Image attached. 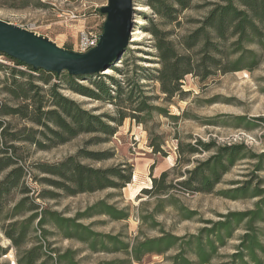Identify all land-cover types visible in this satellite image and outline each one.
<instances>
[{
    "label": "trees",
    "instance_id": "obj_1",
    "mask_svg": "<svg viewBox=\"0 0 264 264\" xmlns=\"http://www.w3.org/2000/svg\"><path fill=\"white\" fill-rule=\"evenodd\" d=\"M193 1L146 0L145 5L164 25L178 26L179 15L196 7ZM208 7L203 17L190 21L195 25L193 29L176 37L173 31L160 30L150 21L147 31L153 37L159 67L144 69L134 64L129 70L127 63L124 69L116 67V63L107 64L106 70L115 72L119 79L102 74L105 70L86 76L34 71L0 54L14 64V67L0 64V71L4 73L0 79V95L8 98L0 101V222L5 237L17 252V264H79L72 251L46 250L49 244L43 245L39 239L45 238L43 227L47 223L63 230L66 237L73 236L82 242L90 240L91 250H96L99 244V251L124 255L122 261L102 264H142L144 258L153 256L161 257L164 264H264V229H261L264 226V189H261L263 180L257 177L264 173V152L254 153L243 144L218 145L211 140L177 143L175 164L158 177H151L150 188L140 192L154 199L153 207L145 213H141L142 208L148 203L139 205L140 225L156 230L158 235L154 238L140 235L126 242L117 236L94 233L90 225H82L80 221L94 216H106L112 221L128 219L126 210H118L105 200L76 213L73 218H64L46 209L39 211L34 201L29 204L28 178L67 197L124 189L132 181L133 167L128 163L94 167L92 163L112 159L114 152L89 151L88 147L109 142L118 127L129 119L144 127L151 153L163 154V143L161 136L155 133L153 117L176 121L178 116L151 105V101L162 98L171 103L175 97L182 99L186 95L182 90L183 81L188 76L204 82L213 76L251 72L260 66L264 53V0H217L205 6ZM17 67H26V70ZM80 80H87L89 85H82ZM144 82L156 83L161 97L146 95ZM61 89L92 102L109 104L113 114L87 111L80 103L63 96ZM233 119L235 126L249 128L246 117ZM253 121L264 122V119ZM82 135L91 136L84 147L58 163L30 164V153L21 152L24 146L32 148L33 152L48 151ZM196 155L206 157L193 159ZM244 161L252 162L251 176L257 179L256 185L252 186L253 181H235L230 184L232 188L216 192L223 178ZM185 194H216L232 201H257L252 210L226 213L220 216L221 220L209 221L208 227H202L195 234L177 236L165 231L155 217L169 207L179 220H192L196 213L186 208L180 199ZM58 196L60 193L49 190L37 195L50 200ZM240 229L242 234L232 253L220 255L219 250ZM38 230L42 237L35 235ZM28 239L31 247L23 249ZM5 254L0 248V255Z\"/></svg>",
    "mask_w": 264,
    "mask_h": 264
},
{
    "label": "rangeland",
    "instance_id": "obj_2",
    "mask_svg": "<svg viewBox=\"0 0 264 264\" xmlns=\"http://www.w3.org/2000/svg\"><path fill=\"white\" fill-rule=\"evenodd\" d=\"M145 1L133 0L134 9H136L133 14L134 29L129 33L130 41L124 51V57L122 56V60L115 64L121 69L125 68L124 63L129 64V70L134 64L144 69L159 67L153 46V37L147 31L151 26L150 21L160 30L173 31V37L184 35L195 27L190 21L203 17L209 9V7L205 8L208 3L217 2V0H194L193 4L196 7L180 14L178 18L180 24L175 26L164 25L162 20L145 5ZM106 2L107 0H0V20L27 30L31 28L32 32L44 36L58 47L73 51L77 30L83 25L86 28H97L102 32L104 16L98 12V9L105 6ZM75 15L79 19H73ZM3 58L5 59V57ZM109 71L108 74L104 72L102 74L120 78L112 70ZM3 75V71H0V79L3 78ZM79 82L84 86L89 85L87 80ZM144 83H146L148 91L146 95L161 97L157 91L156 83ZM182 90L186 92L182 99L175 97L171 103H166L162 98H159L150 102L155 107L166 109L170 115L178 116L176 121L157 115L153 117L154 125H156L155 133L161 136L163 143V154L153 155L151 153L148 147V135L144 127L129 119L118 127L116 134L109 142L87 148L89 151L112 150L114 152L112 159L92 163L94 167H111L122 163H128L133 167L132 181L124 189L120 191L108 189L67 197L60 191L42 186L28 178L27 186L31 191L28 194L29 204L34 201L39 207V211L46 209L61 214L64 218H73L76 213L85 211L100 200H105L118 210H126L129 215L128 219L112 221L106 216H94L80 221V223L90 225V229L94 233L117 236L126 242H132L135 237L140 235L154 238L158 235L157 231L142 227L139 221V205L148 203L142 208L141 213H145L153 207L154 199H149L140 192L142 189L150 188L151 177H158L175 164L176 148L179 141L185 144L194 143L195 140L203 142L211 140L218 145L243 144L254 153L264 152V122L253 121L257 118L264 119V53L260 66L251 72L240 71L217 75L204 82H200L196 77L188 76L183 81ZM60 92L63 96L80 103L87 111H93L95 114H113V107L109 104L92 102L65 89H61ZM7 100V96L0 95V101ZM234 117H246L249 128L235 126ZM90 137L82 135L48 151L33 152L32 148L24 146L21 152L30 153L28 159L30 164H54L75 155L79 149L84 147V143ZM204 157L206 155H196L193 159ZM251 163L250 161L239 163L223 178L222 183L216 187L215 191L230 189L232 188L231 182L235 181H253L252 186H255L257 179L251 176ZM257 177L263 180L261 189H264V173L257 174ZM42 190L60 193V196L55 200L40 199L37 195ZM180 199L186 208L196 213L192 220H179L174 210L169 207L165 208L161 215L155 217V220L161 224L165 231L172 232L177 236L195 234L202 227H208L209 221L221 220L220 216L226 213L252 210L257 201V199L232 201L216 194H185L180 196ZM35 226L36 222L33 223V227ZM262 228L264 229V226H261ZM43 229L46 233L45 238L39 240L43 245L49 244V248H46L47 251L50 249L62 253L72 251L79 264H102L125 259L121 252L99 251V244H97L96 250H91L90 240L82 242L73 236L66 237L63 230H57L52 223H47ZM241 234V229L234 232L232 239L219 250V254H231L233 246L238 243ZM35 235L43 236L39 230ZM31 244L28 239L23 249L30 248ZM0 248L6 251L5 255H0V264H17V252L5 237L1 222ZM52 255L55 256L54 253ZM142 264L164 263L161 257L153 256L144 258Z\"/></svg>",
    "mask_w": 264,
    "mask_h": 264
},
{
    "label": "water",
    "instance_id": "obj_3",
    "mask_svg": "<svg viewBox=\"0 0 264 264\" xmlns=\"http://www.w3.org/2000/svg\"><path fill=\"white\" fill-rule=\"evenodd\" d=\"M104 15L102 33L86 53L62 49L49 39L0 20V54L31 67L60 75H93L117 63L128 46L133 22V0H107L99 9Z\"/></svg>",
    "mask_w": 264,
    "mask_h": 264
},
{
    "label": "built area",
    "instance_id": "obj_4",
    "mask_svg": "<svg viewBox=\"0 0 264 264\" xmlns=\"http://www.w3.org/2000/svg\"><path fill=\"white\" fill-rule=\"evenodd\" d=\"M82 18H84V15H82ZM73 19H79V18L78 16L75 15L73 16ZM30 30L32 31L33 29L30 28ZM101 33L102 32L97 28H86L84 26L80 27V29L77 30L75 41L73 42V47H72L73 52L86 53L87 51L95 47L98 43V38ZM3 57L0 56L1 64L14 67L13 63L7 61L6 58L4 59ZM17 68L21 70H26V67H17Z\"/></svg>",
    "mask_w": 264,
    "mask_h": 264
},
{
    "label": "bare ground",
    "instance_id": "obj_5",
    "mask_svg": "<svg viewBox=\"0 0 264 264\" xmlns=\"http://www.w3.org/2000/svg\"><path fill=\"white\" fill-rule=\"evenodd\" d=\"M109 72H110L109 70H106L104 73H105V74H108ZM139 190H140V189H139Z\"/></svg>",
    "mask_w": 264,
    "mask_h": 264
},
{
    "label": "crops",
    "instance_id": "obj_6",
    "mask_svg": "<svg viewBox=\"0 0 264 264\" xmlns=\"http://www.w3.org/2000/svg\"><path fill=\"white\" fill-rule=\"evenodd\" d=\"M83 23H85V20H83ZM84 26V25H83ZM36 34V33H35ZM37 35H39V34H37ZM44 37V36H43Z\"/></svg>",
    "mask_w": 264,
    "mask_h": 264
}]
</instances>
